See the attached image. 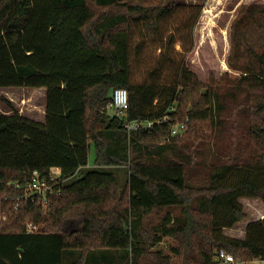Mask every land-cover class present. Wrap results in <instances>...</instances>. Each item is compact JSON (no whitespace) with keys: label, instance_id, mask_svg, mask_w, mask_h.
<instances>
[{"label":"trees","instance_id":"16d2710c","mask_svg":"<svg viewBox=\"0 0 264 264\" xmlns=\"http://www.w3.org/2000/svg\"><path fill=\"white\" fill-rule=\"evenodd\" d=\"M203 7L0 0V88L47 91L44 121L0 112V264H220L221 249L264 260V217L225 234L248 218L241 199L264 200V3L239 7L229 70L207 82L187 63ZM136 119L154 125L129 131ZM53 168L61 193L46 208L24 199L34 171Z\"/></svg>","mask_w":264,"mask_h":264},{"label":"rangeland","instance_id":"374dc122","mask_svg":"<svg viewBox=\"0 0 264 264\" xmlns=\"http://www.w3.org/2000/svg\"><path fill=\"white\" fill-rule=\"evenodd\" d=\"M173 1L178 4L204 5L202 15L194 29V48L187 56L189 67L204 82L208 81L210 74L220 77L224 72L229 70L226 59L230 50V26L238 13L239 7L242 4L248 3H264V0ZM46 103L47 91L44 87L0 88V112L2 113L11 114L14 110H17L27 117L44 121ZM184 135L181 134L180 137ZM95 157V148L92 146L89 154L88 167H94ZM85 171L86 168L82 171V174ZM82 174H77L76 178H80ZM241 201L244 204L248 218L230 231L236 235L241 234L246 223L249 224L251 220H259L264 217V200L259 198H243ZM77 254L76 252V256ZM246 263L264 264V260L251 259Z\"/></svg>","mask_w":264,"mask_h":264},{"label":"built area","instance_id":"2783aa9c","mask_svg":"<svg viewBox=\"0 0 264 264\" xmlns=\"http://www.w3.org/2000/svg\"><path fill=\"white\" fill-rule=\"evenodd\" d=\"M130 97L129 93L125 88L115 89L112 96V102L110 104V112L118 117H123L126 115L130 107ZM113 112H112V111ZM166 116L164 119H167ZM154 122L151 120H127L126 128L129 131L132 130H146L151 129ZM187 129L186 122H179L173 125L170 130V136H178L183 134ZM66 180L61 176L60 168H53L51 173L44 177L39 171H34L33 176L30 180L24 183V199H30L31 201L41 205L46 208L49 204L50 196L57 195L61 193L60 185H62ZM15 187H19V183H10ZM39 229V226L35 224L28 225L29 232H35ZM217 260L220 264H241L242 262L237 260L232 253L221 249L217 252Z\"/></svg>","mask_w":264,"mask_h":264},{"label":"crops","instance_id":"0c3cea01","mask_svg":"<svg viewBox=\"0 0 264 264\" xmlns=\"http://www.w3.org/2000/svg\"><path fill=\"white\" fill-rule=\"evenodd\" d=\"M227 64V63H226ZM45 115V114H44ZM46 116V115H45ZM45 120V119H44ZM246 222V221H245ZM242 223V222H240ZM238 223V224H240ZM238 224H236L234 227L232 228H227L225 229V234H227L228 236H231V237H238V238H244L245 237V232H246V228H247V225L248 223L245 224L244 226V229L241 231V234L240 235H236L234 233H231L230 231H232V229H234Z\"/></svg>","mask_w":264,"mask_h":264},{"label":"water","instance_id":"95a60500","mask_svg":"<svg viewBox=\"0 0 264 264\" xmlns=\"http://www.w3.org/2000/svg\"><path fill=\"white\" fill-rule=\"evenodd\" d=\"M241 264H247V263H245V262H242Z\"/></svg>","mask_w":264,"mask_h":264}]
</instances>
